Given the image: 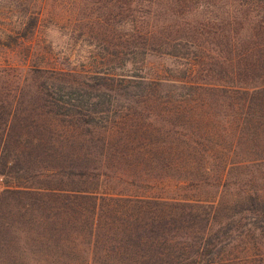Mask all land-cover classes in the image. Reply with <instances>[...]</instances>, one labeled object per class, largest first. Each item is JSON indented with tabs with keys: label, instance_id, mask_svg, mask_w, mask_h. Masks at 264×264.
Instances as JSON below:
<instances>
[{
	"label": "trees",
	"instance_id": "trees-1",
	"mask_svg": "<svg viewBox=\"0 0 264 264\" xmlns=\"http://www.w3.org/2000/svg\"><path fill=\"white\" fill-rule=\"evenodd\" d=\"M172 3L164 28L198 34L128 47L122 67L150 51L174 65L128 71L125 93L101 83L106 106L40 55L38 17L8 35L25 55L0 65V264H264V0ZM227 33L254 51L220 62L226 84L197 81L214 70L197 36Z\"/></svg>",
	"mask_w": 264,
	"mask_h": 264
},
{
	"label": "rangeland",
	"instance_id": "rangeland-1",
	"mask_svg": "<svg viewBox=\"0 0 264 264\" xmlns=\"http://www.w3.org/2000/svg\"><path fill=\"white\" fill-rule=\"evenodd\" d=\"M128 1L0 0V65L19 63L25 55V52L22 51L24 47H16V40L9 39L8 35L16 36L24 21H27L25 15L33 14L38 17V28L33 44L42 48L40 55L50 58L55 63H60L62 67H67L65 65L70 64L74 71L79 72L78 76L72 80L85 83L90 81L92 85H96L95 92L101 89L102 99L106 106L109 99L112 98L109 94V83L111 88L115 86L119 91L125 93V86L128 82L125 81L124 75L128 71L129 74L142 73L159 79L166 75L168 67L174 65L175 60L164 52L150 51L147 56L138 53L137 64L134 67L131 65L126 68L122 67L121 63L126 59L128 47L131 49L144 47L143 44L147 40L146 33H150L152 30L155 32L158 28L161 33L157 34L154 45L168 41L164 38L166 36L173 38L180 34L179 36L182 37L186 35L183 34L184 32L198 34L195 21H193V25L189 24L180 28L172 27L179 30L178 32H175V29L167 31L164 28L163 22L167 21L166 17L174 7L173 3L167 4L168 0H131V8L130 4H127ZM179 9L186 10L188 7L186 3L182 2ZM174 24H176L175 21L172 25ZM237 28L239 26L232 27L230 30ZM197 37L200 46L209 56L207 58L210 63L209 67L214 68L210 76H205L206 73L198 74L200 78L197 81L199 82L226 84L217 77L218 70L223 71L221 68L224 65L222 64L221 67L220 62L231 58L237 59L248 49L250 52L254 51L251 40L236 46L230 45L229 33L222 37L215 34H199ZM147 45H151V43L148 41ZM39 60L37 65L43 66ZM49 66L51 67V65ZM198 70L200 71V69ZM252 72L245 74L242 79L244 81L252 80L255 77ZM255 73L259 74L257 71ZM96 75L98 76L96 77ZM109 77H115L117 81L113 82ZM101 83L109 88L102 87ZM80 84L79 88H82L83 86ZM82 92H85L84 87L82 90H74V94L78 97H81ZM260 172L264 173V168ZM2 188L3 180L0 177V190ZM126 209L127 206L122 208L123 211ZM115 221L120 222L117 219Z\"/></svg>",
	"mask_w": 264,
	"mask_h": 264
}]
</instances>
